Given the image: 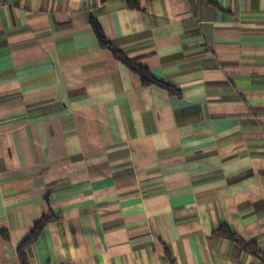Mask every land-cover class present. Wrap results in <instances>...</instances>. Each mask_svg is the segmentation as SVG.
<instances>
[{
	"label": "crops",
	"instance_id": "crops-1",
	"mask_svg": "<svg viewBox=\"0 0 264 264\" xmlns=\"http://www.w3.org/2000/svg\"><path fill=\"white\" fill-rule=\"evenodd\" d=\"M45 217L29 264H264V0L0 2V264Z\"/></svg>",
	"mask_w": 264,
	"mask_h": 264
},
{
	"label": "trees",
	"instance_id": "trees-1",
	"mask_svg": "<svg viewBox=\"0 0 264 264\" xmlns=\"http://www.w3.org/2000/svg\"><path fill=\"white\" fill-rule=\"evenodd\" d=\"M91 27L93 30V33L95 35V38L98 42V45L101 49L107 50L113 53V55L119 59L133 74L137 75L141 81V84L143 86H156L159 88H162L169 92L170 94H175L171 88L164 86L163 84L155 81L151 78L148 71L144 68H141L135 64H133L131 61L125 59L120 53H118L112 45L107 41L105 38V35L101 29V27L95 22L91 21ZM56 219L52 217H45L40 222L36 223L30 232L29 236L24 240L22 245L20 246L18 250V258L20 261V264H29L28 258L25 255V251L28 250L39 238L41 235L43 228L50 222L55 221ZM214 235L221 239H226L230 242H233L237 245H239L244 251L252 252L253 255H256V251L254 247L250 244H244L241 240H239L228 228L222 227L218 231L214 233ZM5 240H8L7 236L3 235Z\"/></svg>",
	"mask_w": 264,
	"mask_h": 264
},
{
	"label": "built area",
	"instance_id": "built-area-1",
	"mask_svg": "<svg viewBox=\"0 0 264 264\" xmlns=\"http://www.w3.org/2000/svg\"><path fill=\"white\" fill-rule=\"evenodd\" d=\"M0 2H4V0H0Z\"/></svg>",
	"mask_w": 264,
	"mask_h": 264
}]
</instances>
